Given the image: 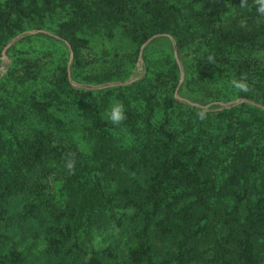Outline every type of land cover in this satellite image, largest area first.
I'll list each match as a JSON object with an SVG mask.
<instances>
[{"label": "trees", "instance_id": "1", "mask_svg": "<svg viewBox=\"0 0 264 264\" xmlns=\"http://www.w3.org/2000/svg\"><path fill=\"white\" fill-rule=\"evenodd\" d=\"M198 1L201 9L192 13L205 12L202 32L185 31L189 15L171 0H43L41 12L72 11L58 31L71 46L72 31L101 21L109 27L124 22L139 45L169 34L175 50L196 35L217 50L252 39L238 36V29L227 32L228 0ZM251 1L256 4L239 3ZM9 3L19 13L38 9L36 0ZM0 15L3 43L14 32ZM205 55L199 66L215 70ZM146 58L143 75L150 70ZM94 87L88 81L72 86L65 72L51 99L32 97L25 108L0 113V264H264L263 85L241 103L252 101L261 111L256 132L232 103L172 96L168 109L186 115L187 129H179L171 115L152 121L154 106L140 102L141 81L97 93ZM88 94L78 126L68 123L60 101ZM112 101L126 109L119 126L107 116ZM209 108L224 133L208 129ZM70 159L74 174L66 166Z\"/></svg>", "mask_w": 264, "mask_h": 264}, {"label": "rangeland", "instance_id": "2", "mask_svg": "<svg viewBox=\"0 0 264 264\" xmlns=\"http://www.w3.org/2000/svg\"><path fill=\"white\" fill-rule=\"evenodd\" d=\"M171 1L189 15L183 20L185 31L197 29L202 32L200 30L205 29L207 24L205 12L201 13L203 9L198 13L200 16L192 13L193 9H201L200 1ZM239 1L228 0L224 12L225 28L230 33L238 29V36L252 39H234L228 48L220 45L217 50L215 45L200 43V37L196 35L175 50L170 41L172 37L164 33L152 36L139 45L128 34L122 21L112 27L101 21L95 26L76 29L69 37L73 38L74 46H71L69 39L58 35L61 25L72 16L68 7L60 6L55 11L41 12L43 0H36L38 9L19 13L10 7L9 0H0V13L5 14L2 18L8 20L7 24L14 32L0 43V113L8 114L17 106L25 108L32 97L51 99V88L67 72L72 86L78 87L81 82L88 81L90 86H95L94 93L101 87L141 81L144 89H140L144 90V95L140 102H151L154 106L155 119L153 117L152 121L160 122L171 115L179 129H187L183 122L186 115L179 109H168V105L172 96L182 101H186L187 96H194L204 102L234 104L235 115L252 128V132H256L254 128L261 121V111L252 106V101L248 102L249 105L241 103L245 101L244 95L257 96L261 92V85L264 87V16L257 12V4L253 1L246 5ZM40 31L51 32L58 37H43L38 35ZM144 55L150 65L145 75L141 73ZM203 55L205 58L209 55L215 57V70L199 66V59ZM234 71L237 73L235 76ZM243 74H246L252 89L248 93L240 92L230 84L233 78L239 79ZM90 98L92 94L82 99L76 96L67 98L68 103L55 101L62 104L64 111L60 115L68 123L78 126L79 109ZM114 103L117 101H112L111 105ZM209 111L211 114L207 119L213 125L207 126L208 129L215 134L224 133L223 124L219 129L221 121L215 109L209 108Z\"/></svg>", "mask_w": 264, "mask_h": 264}, {"label": "clouds", "instance_id": "3", "mask_svg": "<svg viewBox=\"0 0 264 264\" xmlns=\"http://www.w3.org/2000/svg\"><path fill=\"white\" fill-rule=\"evenodd\" d=\"M255 2L257 4V12L260 15L264 16V0H255ZM241 3L243 4L244 0H241ZM241 26L243 27L244 25ZM207 61L215 64L214 56L209 55ZM230 84L231 87L243 93H248L252 90L251 86L247 82L246 74H243L239 79L233 78ZM206 115L207 114L205 111H200L198 113V117L202 120L206 119ZM107 116L113 125H117V126L121 125L125 120H127V114L124 104L114 103L113 105H111L110 109L108 110ZM66 166L69 169L70 174H74L75 160L74 159L68 160Z\"/></svg>", "mask_w": 264, "mask_h": 264}, {"label": "water", "instance_id": "4", "mask_svg": "<svg viewBox=\"0 0 264 264\" xmlns=\"http://www.w3.org/2000/svg\"><path fill=\"white\" fill-rule=\"evenodd\" d=\"M144 46H145V44L142 46V49L144 48ZM140 55L142 56V50H141V53H140Z\"/></svg>", "mask_w": 264, "mask_h": 264}]
</instances>
